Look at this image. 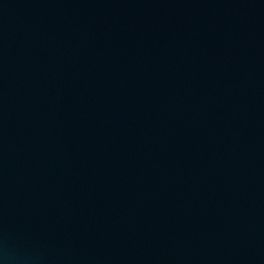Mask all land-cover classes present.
<instances>
[{
    "label": "water",
    "instance_id": "1",
    "mask_svg": "<svg viewBox=\"0 0 264 264\" xmlns=\"http://www.w3.org/2000/svg\"><path fill=\"white\" fill-rule=\"evenodd\" d=\"M0 264H264V0H0Z\"/></svg>",
    "mask_w": 264,
    "mask_h": 264
}]
</instances>
